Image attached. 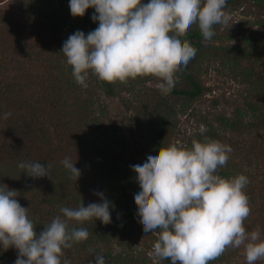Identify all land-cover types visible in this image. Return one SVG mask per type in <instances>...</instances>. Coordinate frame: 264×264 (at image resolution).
I'll return each mask as SVG.
<instances>
[{
  "label": "trees",
  "instance_id": "obj_1",
  "mask_svg": "<svg viewBox=\"0 0 264 264\" xmlns=\"http://www.w3.org/2000/svg\"><path fill=\"white\" fill-rule=\"evenodd\" d=\"M8 1L11 2L10 10L3 7ZM141 2L146 4L149 0ZM240 10L243 14H253L260 21L259 27L264 29V0H227L225 12L230 14ZM94 14L95 9L89 8L83 17L74 18L66 7L54 0H0V134L14 128L13 132L19 137L13 157L2 156L6 151L2 153L0 148V161H6L4 172H0V187L7 185L9 190L19 192L18 202L29 208V218L36 224L35 231L39 235L44 225L57 215L62 216L61 207L77 208L82 203L87 207L90 203H100L99 196L87 197L91 188L82 178V171L75 181L61 163L66 157L72 161L74 152L85 153L82 148L87 146L89 157L102 161V176L109 182L107 191H98L114 205L109 209L111 222L105 225L95 219L83 223L70 221L69 226L86 228L89 237L79 243L80 247L85 249L89 244L94 248V254L99 255L98 243L115 239L117 244H123L129 237L137 242L134 231L118 221L115 212L123 219L135 214L130 195L133 196L131 192L139 188L136 173L127 169L120 153V150L125 152L126 141L116 131L119 127L112 125L103 98L110 101L122 99L126 112L139 104L140 109L146 111L149 123L156 127L155 151H158L164 148L162 137L166 117L162 110L166 109L168 98L181 97L193 101L203 96L208 88L200 83L198 72L204 63L219 62L222 68L228 67L240 90L237 98L224 101L230 107V117L218 113L214 115L216 121L221 127L236 133L264 129V36L248 35L241 37L242 44L239 41L236 46L223 45L222 34L215 26V35L204 42L198 27L193 25L181 40L189 41L197 49L196 55L178 71V79L166 97L159 89L148 87L149 80L141 81L139 77L126 83L109 84L90 75L84 88L74 81L71 67L66 64L61 51L63 43L77 30L87 36L98 27V22L91 18ZM44 34L49 38L44 39ZM126 94L129 98L124 100ZM14 95L17 103L11 102ZM34 95L37 100H34ZM211 103L217 107L220 101L213 99ZM6 113L11 115L5 118ZM126 120L129 136L132 139L138 137L134 117L127 116ZM83 125H87V133L81 129ZM51 127L54 129L52 132ZM87 134H90L89 139ZM55 140L57 146L64 147L63 156L55 151L52 144ZM66 140L71 147L63 144ZM259 153H264V147ZM144 155L147 158L146 152ZM20 162L51 165L52 181L43 177L48 189L41 193L40 182L36 181L43 179L27 176L26 170L18 168ZM227 170L222 169L219 174L230 177ZM31 183L36 191L27 189ZM253 185L264 192V179ZM260 232L264 239V229ZM17 256L15 248L5 251L0 246V264H15ZM136 256L135 260V255L123 257L106 253L105 261L106 264L108 259L109 264H146L142 256ZM65 258L71 260L70 256ZM61 261H64L63 256ZM163 264H171V261L163 260Z\"/></svg>",
  "mask_w": 264,
  "mask_h": 264
},
{
  "label": "clouds",
  "instance_id": "obj_2",
  "mask_svg": "<svg viewBox=\"0 0 264 264\" xmlns=\"http://www.w3.org/2000/svg\"><path fill=\"white\" fill-rule=\"evenodd\" d=\"M226 6L227 0H149L146 4L141 0H70L74 18L95 9L91 18L98 27L87 36L74 32L61 53L74 81L84 88L90 75L109 84L151 76L167 95L175 85V73L197 52L181 37L196 25L203 41H210L215 35L213 26L230 21ZM231 152L230 146L205 138L204 142L193 140L191 148H160L143 164L131 166L140 187L134 196L139 222L145 235H157L150 255L171 264H209L226 249L243 246L247 264L264 260L259 227L251 232L244 227L251 211L243 191L248 178L241 174L224 179L216 174ZM61 163L71 179L80 178L70 158ZM18 168L33 179L52 181L51 165L20 162ZM18 193L7 185L0 187V246L5 251L17 250L15 264H61L64 249L89 237L86 228H70V221L111 222L109 209L114 205L96 192L100 203L61 207L62 216L53 218L37 235L29 208L20 205ZM63 264L70 261L65 259ZM95 264H106L105 258L97 255Z\"/></svg>",
  "mask_w": 264,
  "mask_h": 264
},
{
  "label": "rangeland",
  "instance_id": "obj_3",
  "mask_svg": "<svg viewBox=\"0 0 264 264\" xmlns=\"http://www.w3.org/2000/svg\"><path fill=\"white\" fill-rule=\"evenodd\" d=\"M54 1L57 4H62L70 11V0ZM10 4L11 2L8 1L3 7L10 10ZM229 15L230 21L227 25H214L215 29L222 34L223 45L229 44L236 46L239 41H241L242 44L243 38L241 40V37L248 35L255 37L259 36V38L264 36V29L259 27L260 21L256 19L253 14H243L240 10L230 13ZM43 36H45L44 39L49 38L46 34L42 35V37ZM28 37L31 38L29 35ZM204 64L197 76L200 83L208 88L207 92L193 101H188L181 97H170L168 98L166 109L162 110L166 117L165 130L162 137L163 147L176 145L181 148H191L193 140L204 142L205 138L219 141L222 144L230 146L232 152L228 154L229 159L226 165L219 169H228L227 171L230 172L231 176L223 177L219 174V169L216 174L224 179H231L241 174L248 176L249 183L245 186L243 191L249 199L251 211L248 218L244 221V227L248 232L257 229V227H259V230H263L264 192H261L260 188H257L253 184L259 183L264 179V153H259L260 148L264 147V129L236 133L221 127L214 115L223 113L226 117H230V107H228L224 101H232L237 98L240 87L238 82L232 78L231 71L227 66L226 68H222L219 62H211L208 65ZM178 73L179 72L175 73V80L178 79ZM139 79L141 81L149 80L147 83L148 87L159 89L158 84L160 81L157 78L148 76L139 77ZM12 94H14V92H12ZM163 96L166 97L167 95L163 94ZM124 98V100L128 99L129 95L126 94ZM10 99L12 103H17L15 95ZM213 99H218L220 101L217 107L213 106L211 103ZM34 100H37V96L35 95ZM103 100L108 107L107 111L108 115L111 117L112 125H117L119 127V130L116 129V131L120 134L121 138L126 141L125 146H127V148L125 152L120 150V153H122L124 157V164L127 169H132V165L143 164L147 160L144 155L145 152L147 157L155 154L154 130H156V127L154 124L149 123L146 111H144L143 108L140 109L139 104H136L133 109L126 112V105L122 99L110 101L107 98H103ZM127 116L134 117L135 122H137V125L134 127L138 137L133 139L129 136V124L126 120ZM64 119H66V117H64ZM47 126L48 125H46V127ZM81 129L87 133V125H83ZM52 130L54 131L51 127V132ZM13 131L14 128H10L0 134V148L2 147V153L4 150L6 151L2 155L5 158L13 157V150L19 140V137ZM89 135L90 134H87L88 139ZM52 144L54 145L55 151L63 156L64 152L62 150L64 147L57 146L56 144H58V142H56V140L53 141ZM63 144L67 147H71L70 142L68 143L67 140ZM84 147L82 150L85 153H73L72 162L75 163V167L79 169L80 172L82 171V178L86 179L87 185L91 188L87 197H95L97 195L94 193L99 192L98 190L103 189L107 191L109 189V182L102 176V161L98 159L92 160V157L88 155V147ZM74 149L78 148L75 147ZM112 149H114V147H112ZM109 151L111 153V149H109ZM5 167L6 161L1 160L0 172H4ZM41 179L43 180L36 182H40L39 189L40 192L43 193L48 187L47 185L45 186V183H47L46 180L44 178ZM27 189L33 191L37 190L32 183L27 186ZM139 191L140 187L133 193L131 192L133 196L130 195V200L133 201L131 206L135 214L123 219V217H119L117 211L115 212L117 220L128 225V227L134 231L133 233L136 235L137 242H135L132 237H129L123 244H117L115 239L114 241L109 240L108 243H98V249H100L99 255H104V258H106V253L113 256L122 255L123 257L124 255H135V260L137 259L136 255H138L139 258L142 256L146 264H163V260L156 259L150 255L154 242L157 240L156 233L145 235L143 232V225L139 222V217L137 216L138 210L136 209L137 206L134 196ZM28 192L30 195L29 190ZM120 242L121 241H119V243ZM73 246V248H69L67 251L65 249L63 250L64 260L66 259L65 256H70V264H77L78 262L83 264H95V257L97 255L96 253L94 254L95 250L91 245L88 244L85 249H82L79 243ZM109 261L108 259L107 264H109ZM211 262L212 264H247L243 246L239 249L228 248L222 256ZM61 264H63V261H61ZM255 264H264V260H258Z\"/></svg>",
  "mask_w": 264,
  "mask_h": 264
}]
</instances>
